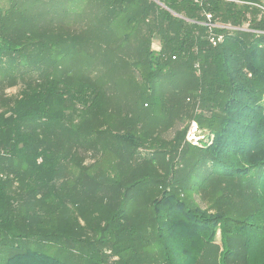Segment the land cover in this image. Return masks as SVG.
<instances>
[{
	"label": "trees",
	"instance_id": "16d2710c",
	"mask_svg": "<svg viewBox=\"0 0 264 264\" xmlns=\"http://www.w3.org/2000/svg\"><path fill=\"white\" fill-rule=\"evenodd\" d=\"M239 1L204 4L249 19L210 46L194 0H0V264H264V13Z\"/></svg>",
	"mask_w": 264,
	"mask_h": 264
},
{
	"label": "built area",
	"instance_id": "2783aa9c",
	"mask_svg": "<svg viewBox=\"0 0 264 264\" xmlns=\"http://www.w3.org/2000/svg\"><path fill=\"white\" fill-rule=\"evenodd\" d=\"M195 3L201 7V21L199 22L205 28V38L209 45L216 46L220 44L224 38L225 32H233L235 30H249V19L243 20L240 25H234L230 22L220 21L213 12L204 9V4L207 0H194ZM237 3L242 1L235 0ZM252 5L258 7L261 13H264V0H258L252 3ZM196 72H199L198 62L194 63ZM196 127L194 128V130Z\"/></svg>",
	"mask_w": 264,
	"mask_h": 264
},
{
	"label": "rangeland",
	"instance_id": "374dc122",
	"mask_svg": "<svg viewBox=\"0 0 264 264\" xmlns=\"http://www.w3.org/2000/svg\"><path fill=\"white\" fill-rule=\"evenodd\" d=\"M157 43V40H154V45ZM208 45V43L206 44ZM211 46V45H210ZM195 72V75L199 76L200 72ZM22 88V83L21 81H16V83L14 84H3L0 87V99L1 98H10L13 96H16L19 92V90ZM1 106V103H0ZM196 127V129L194 130V128ZM173 129L170 128H166V129H162V133H161V138L162 139H169L172 135ZM210 133H208L207 130H202L200 128H198L197 124L195 121H191L188 125V129L186 131L185 134V139L187 142L191 143V144H195V145H200L199 143V139L203 138V136L205 135H209ZM212 138L211 135H209V139ZM208 138H206L205 136V140H207ZM147 150L149 148H146ZM98 152V151H96ZM95 151L92 150H88L85 154L82 153L83 156V164H89L90 162H94L96 161L97 155H99L98 153H96ZM146 150H142L141 153L145 154ZM96 153V154H95ZM216 242H219V238L217 236L216 238ZM142 264H148L147 260H143L142 262H140ZM150 264V262H149Z\"/></svg>",
	"mask_w": 264,
	"mask_h": 264
}]
</instances>
